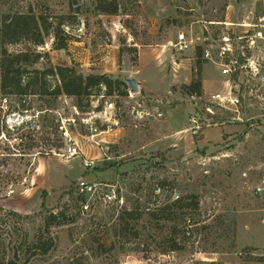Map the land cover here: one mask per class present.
Instances as JSON below:
<instances>
[{
    "label": "rangeland",
    "instance_id": "obj_1",
    "mask_svg": "<svg viewBox=\"0 0 264 264\" xmlns=\"http://www.w3.org/2000/svg\"><path fill=\"white\" fill-rule=\"evenodd\" d=\"M93 1L77 0L76 15L65 0H0V11L30 6L69 16L60 28L65 48H54L62 34L45 38L35 48L40 59L33 68L68 67L111 81L110 96L102 88L89 99L0 96V209L20 216L0 219L3 245L29 240L42 228L45 211L60 210L66 220L49 228L53 248L27 264L72 258L86 264L255 262L257 256L240 258L234 242L236 236L237 248L264 243V41L258 73L238 80L237 73L222 77L201 58L199 46L210 44L223 22L228 35H240L237 25L253 23L260 5L116 0L115 15H92ZM180 32L193 39V49L178 55L168 43ZM127 79L135 80L136 92ZM191 82L200 83L199 97L181 91ZM229 88L238 104L225 110L210 97ZM84 186L91 190L81 191ZM111 191L114 198L106 199ZM186 194L198 203L187 215V240L181 241L179 224L178 235L170 236L173 223L145 216L127 225L118 221L122 210L140 212L147 200L152 208ZM172 238L182 249L161 254Z\"/></svg>",
    "mask_w": 264,
    "mask_h": 264
},
{
    "label": "trees",
    "instance_id": "obj_2",
    "mask_svg": "<svg viewBox=\"0 0 264 264\" xmlns=\"http://www.w3.org/2000/svg\"><path fill=\"white\" fill-rule=\"evenodd\" d=\"M68 9H73L76 15L79 13L77 0H65ZM92 15H115L120 9L116 0H95L91 2ZM65 15H53L44 9L35 12L30 6L24 11L7 8L0 11V96L7 97H39L65 96L79 99L96 95L102 88L105 95H111V81L103 75L82 76L74 69L68 67H47L36 69L33 66L40 59L35 48L41 46L45 38L53 36L54 33L63 35V39L54 45L55 49H64L67 38L60 28L68 19ZM23 45L22 48L8 51L7 48ZM181 91L188 96L199 97L200 83L191 82L182 85ZM159 192L160 189L157 188ZM154 192V189H153ZM150 200H147L140 210H122L118 221L127 225V221H137L145 216L154 223H173L169 228V235H178L177 225H181V241L187 240L190 233L187 228L191 226L188 213L197 210V199L194 194L177 196L170 204L148 208ZM43 207V204H41ZM176 211V212H175ZM177 212H181L177 214ZM10 217L20 216L13 212H4L0 209V219L6 221ZM26 219L27 217H23ZM63 211L53 213L45 211L42 217V228H36L29 240L23 241L16 247L5 248L0 238V264H27L36 255H46L53 248V239L50 237L49 228L65 224ZM179 222V223H178ZM177 223V224H176ZM3 233V231H2ZM1 235V229H0ZM1 237V236H0ZM182 246L175 239L167 240L161 254L180 251ZM248 248L240 250V256L251 260ZM7 255V258L2 256ZM10 257V258H9ZM22 257V258H21ZM255 261L264 263V257H257ZM65 264H86L82 258H72Z\"/></svg>",
    "mask_w": 264,
    "mask_h": 264
},
{
    "label": "built area",
    "instance_id": "obj_3",
    "mask_svg": "<svg viewBox=\"0 0 264 264\" xmlns=\"http://www.w3.org/2000/svg\"><path fill=\"white\" fill-rule=\"evenodd\" d=\"M261 7V12L254 18V22L250 24H239L243 30L240 35H235L233 32L228 35L227 23L223 22V30H220L215 35L214 39L210 40V44L199 46L200 56L205 61H211L218 69L222 77H230L237 73V80L245 75L255 76L258 73V58L257 49L264 41V0H255ZM217 25H221L217 23ZM208 35L206 29L204 30ZM209 37V36H208ZM208 40V38H206ZM205 40V41H206ZM168 45L176 54H182L193 49V39L186 34L180 32L176 34L174 41ZM263 48V47H262ZM233 88V87H232ZM239 86H235L238 91ZM211 101L222 109L230 110L238 104L237 95L230 92V88L225 95L214 94L210 97ZM157 117H160L157 114ZM260 187L264 190V178L259 182ZM91 188L83 187L81 191L89 192ZM258 193V190L255 189ZM157 191V190H156ZM158 192V191H157ZM114 198V193L106 195V199ZM257 257H264V249Z\"/></svg>",
    "mask_w": 264,
    "mask_h": 264
},
{
    "label": "crops",
    "instance_id": "obj_4",
    "mask_svg": "<svg viewBox=\"0 0 264 264\" xmlns=\"http://www.w3.org/2000/svg\"><path fill=\"white\" fill-rule=\"evenodd\" d=\"M235 243H236V236H235V242H234V245H235L234 251H235V253H238L237 255H239L241 249L248 248V249L251 250V251L248 252L249 256L256 257V255H257L256 253L260 252L261 250L264 249V243H256V244H253V245H245V246H243L241 248H237ZM201 256H202L201 258H210V256H212V254L201 255ZM230 257L237 258L236 254H221V258H230ZM240 258H242V257H240ZM237 261H235L234 264H264V263L258 262V261H255V262L242 261V260H237ZM224 264H226V263L224 262Z\"/></svg>",
    "mask_w": 264,
    "mask_h": 264
},
{
    "label": "water",
    "instance_id": "obj_5",
    "mask_svg": "<svg viewBox=\"0 0 264 264\" xmlns=\"http://www.w3.org/2000/svg\"><path fill=\"white\" fill-rule=\"evenodd\" d=\"M124 83L127 86V88L130 90V92L132 93L136 92L137 88H136V82L134 79H127L125 80Z\"/></svg>",
    "mask_w": 264,
    "mask_h": 264
}]
</instances>
